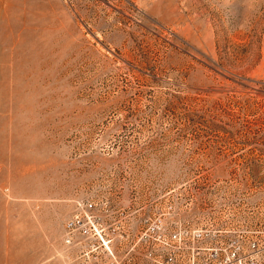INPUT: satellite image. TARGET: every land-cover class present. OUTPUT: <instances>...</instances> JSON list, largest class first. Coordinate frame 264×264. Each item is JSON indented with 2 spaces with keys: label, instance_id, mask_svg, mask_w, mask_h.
<instances>
[{
  "label": "rangeland",
  "instance_id": "374dc122",
  "mask_svg": "<svg viewBox=\"0 0 264 264\" xmlns=\"http://www.w3.org/2000/svg\"><path fill=\"white\" fill-rule=\"evenodd\" d=\"M216 180L264 264V0H0V264H96L86 202L141 259L169 188Z\"/></svg>",
  "mask_w": 264,
  "mask_h": 264
},
{
  "label": "built area",
  "instance_id": "2783aa9c",
  "mask_svg": "<svg viewBox=\"0 0 264 264\" xmlns=\"http://www.w3.org/2000/svg\"><path fill=\"white\" fill-rule=\"evenodd\" d=\"M219 182L205 181L197 186L213 190L201 195L189 191L184 195L175 194L178 185L170 187L166 202L155 213L142 218L137 239L125 252L138 250L142 253L141 259L136 256L132 261L128 257L116 259L113 243L116 236L126 235L123 224L120 220L113 221L106 231L101 219L93 213L94 202L83 203L65 228L68 234L78 232L88 243H93L82 256H96V264H102L104 254L111 257L113 264H260L261 250L255 231L233 230L227 226L232 218L230 211L237 205L244 208L247 188L234 197L215 192L216 188L220 189ZM218 223L222 224L219 228L215 227Z\"/></svg>",
  "mask_w": 264,
  "mask_h": 264
}]
</instances>
